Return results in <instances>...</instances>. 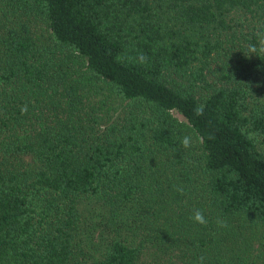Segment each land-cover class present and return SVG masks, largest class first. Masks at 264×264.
<instances>
[{"label": "trees", "instance_id": "1", "mask_svg": "<svg viewBox=\"0 0 264 264\" xmlns=\"http://www.w3.org/2000/svg\"><path fill=\"white\" fill-rule=\"evenodd\" d=\"M149 255L264 264V0H0V264Z\"/></svg>", "mask_w": 264, "mask_h": 264}, {"label": "clouds", "instance_id": "2", "mask_svg": "<svg viewBox=\"0 0 264 264\" xmlns=\"http://www.w3.org/2000/svg\"><path fill=\"white\" fill-rule=\"evenodd\" d=\"M253 53H255L257 51L256 47L253 46L250 49ZM121 57H117V60H121ZM131 59V58H130ZM135 62L139 63L140 65H145L148 62V58L146 55H144L143 53H140L136 58H135ZM204 105H197L194 108V114L196 116H203L204 115ZM21 112L22 113H26L27 112V106H24L21 108ZM180 143L182 145L183 148L188 149L192 146V137L189 135H185L181 140ZM178 192H180L181 194H183L184 189L182 187H178L176 189ZM190 219H192L195 223H198L199 225L202 226H207L208 221L203 213V211L201 210H195L194 214L190 217ZM216 224L218 228H227L228 227V223L226 220L221 219V218H217L216 220ZM205 259L206 257L204 256H200L199 257V264H205Z\"/></svg>", "mask_w": 264, "mask_h": 264}, {"label": "rangeland", "instance_id": "3", "mask_svg": "<svg viewBox=\"0 0 264 264\" xmlns=\"http://www.w3.org/2000/svg\"><path fill=\"white\" fill-rule=\"evenodd\" d=\"M173 115L176 117V118H178L179 120H184V118L181 116V115H179V114H177V113H173ZM150 262H151V258H150V255L148 256V257H145V264H150Z\"/></svg>", "mask_w": 264, "mask_h": 264}]
</instances>
